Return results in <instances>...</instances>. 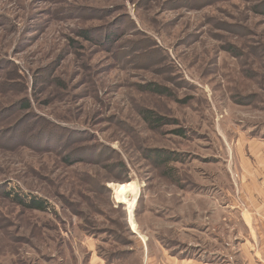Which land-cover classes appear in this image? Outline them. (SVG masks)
Returning a JSON list of instances; mask_svg holds the SVG:
<instances>
[{
	"label": "rangeland",
	"instance_id": "obj_1",
	"mask_svg": "<svg viewBox=\"0 0 264 264\" xmlns=\"http://www.w3.org/2000/svg\"><path fill=\"white\" fill-rule=\"evenodd\" d=\"M263 178L264 0H0V264H252Z\"/></svg>",
	"mask_w": 264,
	"mask_h": 264
},
{
	"label": "crops",
	"instance_id": "obj_2",
	"mask_svg": "<svg viewBox=\"0 0 264 264\" xmlns=\"http://www.w3.org/2000/svg\"><path fill=\"white\" fill-rule=\"evenodd\" d=\"M259 191L264 196V178L262 180L261 188H259ZM258 207H260L261 210L259 209L253 212L251 211V209L247 213L249 217L248 215L242 217L243 226L246 229V234L248 233L247 235L250 240L249 243H244L246 242L245 238H243V241L241 240L244 245V250H242L245 251L246 255L250 256L252 264H264V200L259 201ZM255 208L257 207L255 206ZM256 216L260 217L261 219L255 218ZM234 239L238 240L236 236L234 237ZM258 241L259 243H257ZM253 242H255L254 245ZM242 243H240V245H242ZM253 246L259 247L255 250Z\"/></svg>",
	"mask_w": 264,
	"mask_h": 264
},
{
	"label": "bare ground",
	"instance_id": "obj_3",
	"mask_svg": "<svg viewBox=\"0 0 264 264\" xmlns=\"http://www.w3.org/2000/svg\"><path fill=\"white\" fill-rule=\"evenodd\" d=\"M135 191L133 188V184L129 183L127 186L121 187L118 191H116V199L122 202L127 201L128 203V208H129V212L132 211V209L134 208V200H132L131 202L128 201L127 197L128 195L132 192ZM132 222V228L135 229V223L133 221Z\"/></svg>",
	"mask_w": 264,
	"mask_h": 264
},
{
	"label": "trees",
	"instance_id": "obj_4",
	"mask_svg": "<svg viewBox=\"0 0 264 264\" xmlns=\"http://www.w3.org/2000/svg\"><path fill=\"white\" fill-rule=\"evenodd\" d=\"M146 113L150 114L151 111H146ZM148 119V118H146ZM158 121V120H156ZM20 203H23L22 200H18ZM30 208H33V209H42L43 208V205L40 203V202H34V201H31L30 204H27ZM130 229V228H129ZM132 232V231H131Z\"/></svg>",
	"mask_w": 264,
	"mask_h": 264
}]
</instances>
